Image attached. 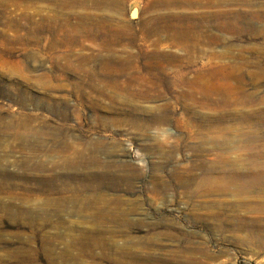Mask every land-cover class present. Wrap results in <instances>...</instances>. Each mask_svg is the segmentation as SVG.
<instances>
[{
  "label": "rangeland",
  "instance_id": "rangeland-1",
  "mask_svg": "<svg viewBox=\"0 0 264 264\" xmlns=\"http://www.w3.org/2000/svg\"><path fill=\"white\" fill-rule=\"evenodd\" d=\"M0 264H264V0H0Z\"/></svg>",
  "mask_w": 264,
  "mask_h": 264
},
{
  "label": "bare ground",
  "instance_id": "bare-ground-1",
  "mask_svg": "<svg viewBox=\"0 0 264 264\" xmlns=\"http://www.w3.org/2000/svg\"><path fill=\"white\" fill-rule=\"evenodd\" d=\"M166 17V16H165ZM160 18H164V16H160ZM167 18V17H166ZM53 23V22H52ZM68 26V25H67ZM155 27V29H154V32L155 33H158V25L156 26H154ZM164 27H167L166 25H164ZM170 28V27H169ZM182 30V29H181ZM165 31L167 32V28L165 29ZM174 31V30H173ZM183 31V30H182ZM170 34V33H169ZM177 35V34H176ZM182 36V35H181ZM185 38V37H184ZM186 39V38H185ZM173 42V41H172ZM181 43V42H180ZM188 44V43H187ZM180 46V45H179ZM162 58L164 59V60H168L169 62H172V61H178L179 60V58L178 57H176V56H167V54H164L163 56H162ZM161 64V63H160ZM164 64V63H163ZM127 71V70H126ZM120 72V71H119ZM125 72V71H124ZM134 72V71H133ZM118 73V72H117ZM145 73V72H144ZM150 74V73H149ZM155 74V73H154ZM146 75H147V73H146ZM157 75V74H156ZM129 76V75H128ZM140 76H141V74H140ZM130 77V76H129ZM137 78V77H136ZM130 79V78H129ZM133 79V78H132ZM138 79V78H137ZM151 79V78H150ZM144 80V79H143ZM134 81V80H133ZM147 81V80H146ZM132 82V81H131ZM130 82V83H131ZM149 82V81H148ZM159 82V81H158ZM133 84V83H132ZM145 84V83H144ZM152 84V83H151ZM160 84H162V83H160ZM160 84H159V87H160ZM171 85V84H170ZM132 86V85H131ZM140 86V85H139ZM146 86V85H145ZM152 86V85H151ZM153 86L155 87V85L153 84ZM164 86V85H163ZM108 87V86H107ZM117 87V86H116ZM136 87H137V85H136ZM144 87V86H143ZM149 87V86H148ZM171 87V86H170ZM132 88V87H131ZM146 88V87H145ZM159 89V88H158ZM167 89V88H166ZM124 90V89H123ZM133 91V90H132ZM149 91V90H148ZM162 91V90H161ZM125 92H127V91H125ZM135 92V91H134ZM96 93H98V92H96ZM128 93V92H127ZM191 93V92H190ZM124 93H122L121 92V95H123ZM136 94V93H135ZM142 94V93H141ZM153 94V93H152ZM160 94V93H159ZM119 95H120V93H119ZM133 95V94H132ZM155 94H153V96H154ZM161 95H163V94H161ZM166 95V94H165ZM197 95V94H196ZM152 96V95H151ZM190 96V95H189ZM192 96V95H191ZM84 97V96H83ZM135 97V96H134ZM160 97V96H159ZM163 97V96H162ZM183 97V96H182ZM188 97V96H187ZM186 97V98H187ZM87 98V97H86ZM125 98V96H123V99ZM129 98V97H128ZM133 98V97H132ZM150 98V97H149ZM153 98V97H152ZM156 98V97H155ZM185 98V97H184ZM183 98V99H184ZM133 99H135V98H133ZM129 100V99H128ZM127 100V101H128ZM141 100V99H140ZM147 100V99H146ZM207 100V99H206ZM126 101V102H127ZM116 105V104H115ZM131 105H133V103L131 104ZM116 107H117V105H116ZM163 107V106H162ZM119 108V107H118ZM124 108V107H123ZM147 108V107H146ZM157 108V107H156ZM155 108V109H156ZM160 108V107H159ZM166 109V108H165ZM132 110V109H131ZM150 110V109H149ZM160 110H161V108H160ZM170 110V109H169ZM121 111V110H120ZM146 111V110H145ZM164 111V110H163ZM139 112V111H138ZM122 113V112H121ZM136 113V112H135ZM140 113V112H139ZM159 113H161V112H159ZM127 114V113H126ZM145 115V114H144ZM150 115V114H149ZM154 115V114H153ZM159 115V114H158ZM164 115H165V113H164ZM167 116V115H166ZM165 117V116H164ZM130 118V117H129ZM163 118V117H162ZM212 118V117H211ZM153 119V118H152ZM123 120V119H122ZM157 120L158 121H160L161 120V118H157ZM146 121V120H145ZM156 121V120H155ZM210 121V120H209ZM208 121V122H209ZM149 123V122H148ZM160 123V122H159ZM132 124V123H131ZM130 124V125H131ZM142 124H144V123H142ZM209 124H211V123H209ZM134 125H136V126H138V127H143V125H141V123L137 120H135V123H134ZM140 131V130H139ZM91 152H94V150H91ZM80 156V155H79ZM78 156V157H79ZM71 162H73L72 160H71Z\"/></svg>",
  "mask_w": 264,
  "mask_h": 264
}]
</instances>
